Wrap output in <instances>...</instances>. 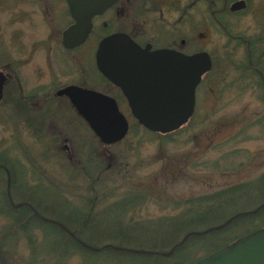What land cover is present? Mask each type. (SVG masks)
<instances>
[{
    "label": "rangeland",
    "instance_id": "rangeland-1",
    "mask_svg": "<svg viewBox=\"0 0 264 264\" xmlns=\"http://www.w3.org/2000/svg\"><path fill=\"white\" fill-rule=\"evenodd\" d=\"M53 2L49 0L50 4ZM31 16L38 18L36 13ZM234 18L237 20L235 33L240 32L247 38H256L258 34H264V0H249L246 8ZM30 19L14 21L10 19L9 9L0 10V69L10 70L9 62L12 59L27 62H23L20 69L23 76L21 84L23 92L38 89L43 86L42 83L48 82L49 74H44L43 77L36 74L39 66L48 63L58 72L66 66L57 48H50L49 58L46 60L47 49L45 48L29 56L31 48L15 47L18 44L17 39L12 37L15 30L21 31L18 40L22 43H29L31 39L38 38L35 36L40 35L42 28L39 26L40 23L31 24ZM209 22L208 27L204 26V33L208 34L207 40L204 39V50L211 56L212 68L197 88L193 116L183 127L181 126L182 128L177 129L178 132L172 136L173 140L166 141L161 133L147 134L142 128L131 125L133 117L129 114L126 103L119 100L120 107L132 128H129L127 135L121 141L107 146L111 155L108 161L112 164L117 162V174H113L107 182L110 188H115L116 193L114 197H109L107 202L139 188L149 190L138 207L132 212H127L125 215L127 221H129L130 214L134 220L144 225L168 220L171 217L181 218L183 211L190 206V202L185 204L189 198L217 193L238 183H250L264 172V88L258 83V76L245 68L246 49L222 48L227 39L217 26L211 25L214 24L213 22ZM232 42L230 43L234 44ZM256 50L262 51L263 59L264 48H256ZM90 55L89 50L79 55L74 54V56H81L86 64L90 63ZM262 67L264 70V64ZM46 72H49L48 67H46ZM75 78L76 74L66 76V79L70 80ZM11 82L13 83L14 80L11 79ZM4 105L0 107V151L8 147L12 152H10L11 155L20 158L25 163L23 147L28 146L29 149L33 147L34 152L35 148L41 151L42 147H46L49 138L47 142L42 141V143L35 137V133L14 129L13 123L8 118L10 111ZM86 135L97 143L96 153L103 154L99 139L93 137L91 132L76 135L73 143L78 145L84 143L82 139ZM77 150V157L74 156V158H86L87 148H83V151ZM49 159L52 160V158ZM124 162L126 163L122 165ZM40 163L45 170L50 169V162ZM68 178L67 172L63 171L60 182L64 185L59 184L63 185L60 190H64L65 193H61V197L56 196L57 201L59 198L62 201L65 199L67 204L59 201L57 204H49L50 208L52 206L56 210L72 214L78 209L86 210L83 208L86 201H97L93 197L89 198L96 191L86 189L81 184L82 178H76L77 180ZM27 180L28 185H34L35 179L32 176L28 175ZM51 180L54 182V177ZM252 191L251 189L231 194L232 197L234 196L233 201H230V196L228 199L221 196L205 200L204 204L201 201L202 207L197 211L201 212L204 209L206 212L204 213V225L200 229L220 224L234 212L253 210L264 200V197H256L255 190L254 193ZM102 194L103 192L99 191V195ZM226 200L228 203H225ZM172 201L179 202V204L174 206ZM262 216L264 213L253 217L254 222L233 224L223 235L211 241L206 240L202 245L184 248L178 255H183L179 259L172 258L162 263L158 259L157 261L148 259L137 264H174L176 260L188 262L199 259L209 254L213 247L234 241L236 237L264 226V218L258 220ZM7 222L6 218L0 214V231L4 229ZM167 224L150 225L137 236L149 243H159V240H163V236H169L170 227L168 226L173 224ZM192 225L195 226L190 223L186 226L192 227ZM30 233L32 237H35L37 252L35 259L26 237L6 236L7 245L5 247L9 250V258L4 264H27L28 261V264H58L51 259L52 253H45L47 248L45 242H48L49 237L44 230L30 229ZM181 236L183 235H180V238ZM61 259L63 264H113L110 258L84 261V257L79 254H70Z\"/></svg>",
    "mask_w": 264,
    "mask_h": 264
},
{
    "label": "flooded vegetation",
    "instance_id": "flooded-vegetation-1",
    "mask_svg": "<svg viewBox=\"0 0 264 264\" xmlns=\"http://www.w3.org/2000/svg\"><path fill=\"white\" fill-rule=\"evenodd\" d=\"M53 1V4H50L49 0H2L0 10L9 9L11 20L22 21L31 18V24L40 23L39 26L42 27L40 35L35 36L38 38L31 39L29 43H22L18 40L21 31L15 30L12 37L17 39L18 44L13 46L31 48L29 56L45 48L47 49L46 60L49 58L50 48H57L61 54L60 58L66 65L65 68L58 72L48 63L39 66L36 74L41 77L44 74H49V80L47 83H42V87L34 88L30 92H23L21 88L23 76L20 69L27 62L12 59L9 62L10 70L2 68L1 70L8 76L5 84L10 79L14 80L10 87L11 95L15 98L24 96L25 100V108L8 117L14 125V129L38 134L37 138L41 142L47 140L51 134L50 139L56 143V149L62 150L70 158L77 157L78 151L73 143V138L80 133L93 132L86 120L78 114L69 96L65 93L60 94L59 91L71 85L99 91L113 97L120 109L119 100H123L130 113L128 101L122 89L97 67V48H99L100 42L107 37L118 34L123 39H127L129 44L118 42L105 48H138L141 51L172 50L184 55H192L204 51V39L207 40L208 35L204 33V26L208 27V23L211 21L214 23L211 25L217 26L227 39L222 48H254L253 63H250V66L256 70V65L262 63V51H258L256 48H264V34L260 33L258 38L254 37V39L253 37L247 38L240 32H234L237 25L234 16L246 8L249 0H244L245 6L236 10H232L231 5L238 0H114L101 12L90 17L91 27L86 37L81 42L69 46L63 44V33L69 27L77 24V18L71 10L68 0ZM80 1L87 3L91 0ZM33 13L38 14V18L35 19L36 15L32 17ZM230 15L233 17H228ZM86 50H89L91 54L90 63L87 64L83 62L81 56H74V54L79 55ZM46 67L49 72L45 73ZM71 74H76V78L66 79V76ZM205 75L206 73L201 76V80L196 86L195 99L197 88ZM261 80L264 84V79L261 78ZM18 89L22 91V95L17 93ZM25 176L28 175H18L19 179L14 184V189L17 192L26 190L27 184L23 181ZM6 177L8 186L9 173L6 174ZM35 191L26 194L30 200L26 201L27 209L34 212L38 218L43 219L42 212L55 208L52 206L50 208L47 204L50 200L49 195ZM64 192V190H57V196L61 197V193ZM32 225L33 222L30 221L28 226Z\"/></svg>",
    "mask_w": 264,
    "mask_h": 264
},
{
    "label": "trees",
    "instance_id": "trees-1",
    "mask_svg": "<svg viewBox=\"0 0 264 264\" xmlns=\"http://www.w3.org/2000/svg\"><path fill=\"white\" fill-rule=\"evenodd\" d=\"M245 49L247 56L245 68H248L253 74L257 75L259 83L264 87L263 81L261 80V78L264 79V70L262 67V64H264V58L262 59V63L256 65L257 69L255 70L250 66V63H253L252 55L254 48ZM11 84V79L5 84L2 101V104H5L4 106L10 111L8 117L14 112L18 113L25 108L24 96L15 98L11 95ZM17 91L19 95H22L20 89ZM131 125L142 128L147 134H157V132L142 126L134 118ZM129 128H132V126ZM177 132L178 130L162 134V137L166 141H171L173 140L172 136ZM91 134L93 137H96L93 133ZM35 135V137H38V134ZM50 136L51 134L49 135V141L47 140L49 143L46 140H43V142L46 141L47 143L46 147H42L41 151H37L35 148L34 152L32 149L33 147L30 149L28 146L26 148L23 147L26 159L25 163L20 158L11 155L12 152L8 147H5L0 151V214L8 221L4 229L0 231V263L2 264L7 263V259L9 258V250L5 247L7 245L5 242L6 236L26 237L29 245L32 247V255L35 259L37 253L34 242L35 237H32L30 229L33 230L36 228L43 229L44 233L48 235L49 240L48 242H45L47 244V251L45 250V253H52L51 255L53 256L51 259L55 260L58 264H63L61 258L70 254L82 255L84 261L110 258L113 264H137L148 259L153 261H157L158 259V261H161L162 263L172 258L179 259L183 255H178L184 248L196 247L204 244V241L206 240H214L220 235H223L233 224L240 225L243 223L254 222L253 217L264 213L263 200L253 210L234 212L222 223L209 226L205 229H200L201 226L204 225V213L206 210L205 212L204 209L201 210V212L197 211V209L202 207L201 201L204 204L205 200L221 196H225L227 199L228 196H230V201H233L234 196L232 197L231 194H235L237 191L252 189L253 193L255 190L256 197L263 198L264 172H262L259 177L250 183H238L228 186L217 193L189 198V200L185 201V204L190 202V206L183 211V217L181 218L171 217L168 220H161L144 225V223L134 220L132 214H130L128 218L129 221H127L125 219L127 212L134 211V209L137 208L141 201L147 196L149 190L139 188L117 198L116 200L107 202V199L112 196L114 197L116 193L114 190L115 188H110L107 182L111 179L113 174H117V162L116 164H112L108 161L109 158H111V155L107 150L108 145H104L98 140L101 144V150L103 151V154L98 155L96 153L97 143L86 135L82 139L84 143L80 145L75 144V147L82 151L83 148H87L88 154H86V158L80 157L79 159H76L74 157H68L62 150H57L55 146L56 143L51 141ZM129 144L131 147L130 142ZM17 145L20 146L19 144ZM49 158H52V160ZM40 162H50V169L45 170ZM125 163L126 162L122 165ZM63 171L67 172L69 180L82 178L83 181L81 184H83L86 189H93V191H96L94 194L92 193L89 198L92 199L93 197L97 201H86L84 204L85 206L83 207L86 210L78 209L71 214L61 210L51 209L41 213L44 216L43 219L38 218L34 212L27 209L28 203H26V201L30 200L27 198L26 194L36 190L35 192L49 195L48 198L50 200L47 202L48 205L57 204L59 201L67 204L65 199L62 201L59 198L57 201L56 197L57 190H60L62 188L61 186L64 185L63 182H60L61 173ZM118 171L120 172L119 169ZM7 173H9L8 186L6 185ZM19 174L32 176L35 179L34 185H28V180L26 181L27 176H25L23 181L27 184L26 190L17 192L14 189V184L19 179ZM52 177H54V182L51 180ZM100 181L102 182L100 183ZM59 183L63 185H60ZM99 191H101V193L103 192V194L99 195ZM225 203H228V200H226ZM172 204L175 206L178 205L179 202L172 201ZM191 211L194 213L191 214ZM30 215L32 216L31 219ZM263 218L264 216L258 220ZM30 221L33 222L31 227L28 226ZM124 221L127 222L124 223ZM167 223L173 224L168 226L170 227L169 236H163V240H159V243H149L137 236L145 231L150 225H163ZM188 223L194 224L195 226L193 227L192 225V227H188L186 226ZM180 235L183 236L180 238ZM226 244L213 247L211 252ZM194 261L195 260L185 262L191 263ZM28 263L29 261L27 264Z\"/></svg>",
    "mask_w": 264,
    "mask_h": 264
},
{
    "label": "water",
    "instance_id": "water-1",
    "mask_svg": "<svg viewBox=\"0 0 264 264\" xmlns=\"http://www.w3.org/2000/svg\"><path fill=\"white\" fill-rule=\"evenodd\" d=\"M114 0H68L77 24L63 33L66 46L81 42L88 34L90 17L101 12ZM245 6L244 0L231 5L232 10ZM120 42L129 44L121 35L107 37L96 51L98 69L127 98L131 116L142 126L161 134L179 129L195 111V89L201 76L212 68L210 54L204 50L184 55L172 50L141 51L138 48H105ZM7 74L0 69V101ZM58 93L69 96L102 144L121 141L128 133L129 120L116 100L102 92L71 85ZM174 264H264V226L259 227L213 252L186 263Z\"/></svg>",
    "mask_w": 264,
    "mask_h": 264
}]
</instances>
